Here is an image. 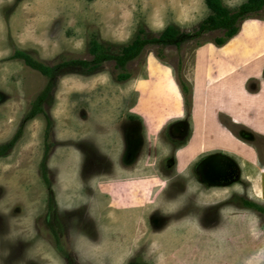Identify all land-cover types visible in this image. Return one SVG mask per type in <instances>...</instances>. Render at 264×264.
I'll list each match as a JSON object with an SVG mask.
<instances>
[{
    "label": "rangeland",
    "instance_id": "obj_1",
    "mask_svg": "<svg viewBox=\"0 0 264 264\" xmlns=\"http://www.w3.org/2000/svg\"><path fill=\"white\" fill-rule=\"evenodd\" d=\"M35 1L0 0V143L11 138L30 98L46 83L10 58L16 49L52 65L63 54L91 59L93 35L116 46L130 42L139 28L152 37L172 25L190 36L179 45H146L127 64L126 80L117 78L114 61L94 73L58 76L47 106L53 140L47 166L56 204L47 211L39 171L45 122L37 116L9 158L0 159V195L5 175L17 187L6 192L14 202L0 264H264V215L244 206V199H255L243 196L247 182L222 189L188 175L192 161L223 145L240 155L262 198L254 149L221 125L217 113L264 133V81L255 94L242 83L260 78L264 9L218 46L213 40L220 30L196 34L210 14L204 0H55L45 16L34 13ZM245 1L222 3L235 9ZM206 58L218 72L251 61L208 81ZM192 83L194 131L175 160L183 143H172L169 125L188 117ZM52 223L66 245L53 241Z\"/></svg>",
    "mask_w": 264,
    "mask_h": 264
},
{
    "label": "trees",
    "instance_id": "obj_2",
    "mask_svg": "<svg viewBox=\"0 0 264 264\" xmlns=\"http://www.w3.org/2000/svg\"><path fill=\"white\" fill-rule=\"evenodd\" d=\"M204 1L210 10V14L200 23L197 31L198 33L196 34H199V32L220 30L222 32L221 35L216 36L213 40L218 46L225 44L239 32V23L252 15L260 13V11L264 9V0H247L235 9L225 6L222 0ZM189 36V34L181 32L172 25L166 26L158 36L152 37H148L145 30L139 28L130 42L116 46L93 35L88 39V52L92 56L91 59L71 57L63 54L60 55L52 65L39 60L32 52L21 49H16L14 51L10 58L22 60L27 67L43 75L46 78V83L40 91L30 98L26 111L11 138L0 143V157H5L11 153L22 136L27 122L37 116H41L44 119L43 155L39 165V171L41 182L48 192L46 205L48 212L55 207L56 203L47 166V158L53 146V140L51 138L52 120L47 111V106L53 103L52 91L58 76L70 71L85 74L94 73L99 70L105 62L114 61V66L121 70L117 78L126 80L130 77V72L125 69L127 64L136 59L146 45H179ZM182 85L183 91L188 92L187 86L184 84ZM259 209L262 210L261 208Z\"/></svg>",
    "mask_w": 264,
    "mask_h": 264
},
{
    "label": "flooded vegetation",
    "instance_id": "obj_3",
    "mask_svg": "<svg viewBox=\"0 0 264 264\" xmlns=\"http://www.w3.org/2000/svg\"><path fill=\"white\" fill-rule=\"evenodd\" d=\"M250 61L251 60L243 62V64L240 63L233 68H229L226 72L230 71L231 69H240ZM206 68V79L208 81H211L213 79L217 80L222 76H220L219 78L216 77L223 73H226L218 72L217 70L212 69L209 66V58H206ZM262 80L264 81V63L260 68V78L252 76L246 78L243 82V87L245 91L250 94L258 93L262 90ZM192 98L193 83L190 89L191 104L189 108L188 117L179 119L169 125V134L172 143H183L176 150H174V157L176 152L180 148L187 145L194 131L193 122L191 118L193 100ZM248 113L250 114L251 112L248 111ZM217 121L221 123V125H223L225 128H227V130L232 133V135H234V137L238 141L254 149L258 164L262 168L260 173L262 198H259L255 195L253 185L247 175L246 167L240 155H238V153L234 149H230L223 145L206 149L197 159L192 161V163L188 166L190 167L188 175L192 177L191 181H195L196 179H198L200 183L204 186L222 189H224L225 187H232L236 184H240L241 182H247V188L245 190L246 194H244L243 196H245L246 198L254 197L255 199H253L254 201L244 199V206H248V208L254 210V212L264 215V206L258 205L256 201L264 200V133L252 128L249 125L240 122H235L233 118L225 112H220L219 114L217 113ZM234 194L241 195L243 193ZM259 208H261L262 210H260ZM54 224L52 223L54 229L51 231L52 236L54 237L53 241H55V244H57V242H61L60 245H66V240L59 237L61 236V233Z\"/></svg>",
    "mask_w": 264,
    "mask_h": 264
},
{
    "label": "crops",
    "instance_id": "obj_4",
    "mask_svg": "<svg viewBox=\"0 0 264 264\" xmlns=\"http://www.w3.org/2000/svg\"><path fill=\"white\" fill-rule=\"evenodd\" d=\"M54 1L55 0H36L35 1L36 3H33V5H32L33 8L35 6V9L32 8V10H34V13L35 14H38V15L41 14V15L45 16L47 13L50 12V8H51L50 6L54 4ZM1 21H2V18L0 17V22ZM6 158H9V156L0 157V159H2V160L3 159H6ZM6 177H7L6 175H5V178L3 177V181L1 183V185L5 189V191L3 192V193H5L4 194L5 196L4 195H0V216L2 217V216H5L6 215V218L4 220V227L2 228V226H0V247H1V244H2V242H1L2 237L4 239L5 238L8 239L7 238V237H9L8 236V231L10 230V225H11V223H10V219L11 218L9 219V217H10L9 213H10V209H11L10 202L9 201L11 200V202H12L13 199L11 198L12 196H9L8 197L7 194H9V193L6 194V192H8L9 190L10 191H13V190H15L17 188L15 185L9 184L8 181L6 180ZM27 178H28L27 175H23V174L20 175V180L22 182L24 181V183L28 181ZM9 182L10 183L12 182V179L11 178L9 179ZM26 185H27V183H26ZM20 189H21V187H20ZM14 207H15V205H14ZM7 215H8V217H7Z\"/></svg>",
    "mask_w": 264,
    "mask_h": 264
},
{
    "label": "bare ground",
    "instance_id": "obj_5",
    "mask_svg": "<svg viewBox=\"0 0 264 264\" xmlns=\"http://www.w3.org/2000/svg\"><path fill=\"white\" fill-rule=\"evenodd\" d=\"M243 69V68H242ZM251 71V70H250ZM242 75V74H241ZM241 77V76H240ZM244 77V76H243ZM243 79H245V78H243ZM239 80V79H238ZM239 82V81H238ZM242 83H243V81H242ZM232 84V83H231ZM234 84H235V82H234ZM236 86V85H235ZM232 88V87H231ZM242 90V89H241ZM243 91V90H242ZM246 94V93H245ZM235 95V94H234ZM247 96V95H246ZM257 100V99H256ZM253 101V100H252ZM245 102V101H244ZM244 102H242V103H244ZM255 102V101H254ZM237 104H238V102H237ZM242 105V104H241ZM243 106V105H242ZM246 106V105H245ZM239 107V106H238ZM241 107V106H240ZM249 108H250V106H248ZM247 109V108H246ZM251 109V108H250ZM240 110V109H239ZM248 110V109H247ZM252 111V110H251ZM246 112V111H245ZM244 113V112H243ZM203 130V129H202ZM208 132V131H207ZM213 135V132L212 133H210V135ZM212 137V136H211ZM218 137H219V135H218ZM214 138V137H213ZM212 138V139H213ZM215 141V140H214Z\"/></svg>",
    "mask_w": 264,
    "mask_h": 264
},
{
    "label": "water",
    "instance_id": "obj_6",
    "mask_svg": "<svg viewBox=\"0 0 264 264\" xmlns=\"http://www.w3.org/2000/svg\"><path fill=\"white\" fill-rule=\"evenodd\" d=\"M193 99V98H192ZM193 101V100H192ZM190 141V140H189Z\"/></svg>",
    "mask_w": 264,
    "mask_h": 264
}]
</instances>
